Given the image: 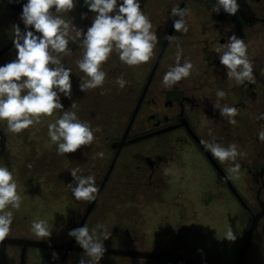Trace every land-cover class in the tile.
I'll return each instance as SVG.
<instances>
[{
    "label": "flooded vegetation",
    "instance_id": "af4514ba",
    "mask_svg": "<svg viewBox=\"0 0 264 264\" xmlns=\"http://www.w3.org/2000/svg\"><path fill=\"white\" fill-rule=\"evenodd\" d=\"M121 2L118 0V5ZM139 2L141 10L153 24L152 30L156 32L159 43L155 56L148 63L129 67L113 52L103 65V71L107 73L103 88L113 93L117 111L123 116L119 115L111 128L96 132L105 137V143L98 150L104 156L97 157L99 165L88 171L87 176L94 175L98 187L117 154L118 146L113 148L111 145L120 142L126 135L146 83L147 90L117 154L111 174L84 224L90 230L102 225L104 212L114 206L117 212L112 221L117 229L124 231L128 242L118 241L120 234L117 233L102 240L105 247L171 253L198 264H237L252 221L258 216L241 264H264V142L258 138V133L264 129V120L257 119L264 114V0H237L240 9L236 15L227 14L223 9L219 13L213 12L216 0ZM26 3L27 0H0V52L13 42L15 26H19L22 33L28 29L21 19ZM173 7L187 10L184 17L189 29L187 33L174 30L173 22L179 17L171 15ZM95 15L84 0H75L74 9L64 13L63 18L70 19L78 29L86 33ZM233 34L243 39L248 46V56L254 68V83L246 81L244 85H237L234 80H229L226 68L219 62L220 54L214 51L216 47L227 43ZM165 36L175 38L169 41ZM7 38L9 41L2 45ZM178 46L182 49L181 63L185 59L190 60L194 70L190 77L166 88L162 78L170 67L175 66ZM68 47L71 54L66 55L65 60L68 62L67 68L72 70L71 82L80 85L84 73L79 70L76 61L81 59L83 49L79 41L70 42ZM14 48L13 44L0 55V59ZM132 72H139L138 77ZM121 75L127 81L122 92L116 84V78ZM96 89L100 92L101 88ZM217 90H223L226 97L218 98ZM87 92L80 90L83 99ZM121 95L124 96L123 101L119 100ZM216 103L238 108L236 125L229 124L227 118L220 115L219 109L214 108ZM201 141L216 142L225 147L235 143L238 151L247 153L246 158L238 157L236 161L241 165L239 178L233 176L229 179L228 169L232 163L218 161ZM194 197L207 210L211 240L207 249L203 250L204 255L190 257L179 250H145L135 245L137 236H131L130 231H134L139 224L134 221L135 217L131 215L133 212L129 211L131 214L128 216H133L132 220L121 213L120 200L123 209L129 210L134 205L145 204L148 207L151 202L164 206V201L169 199L173 202L166 204V208H173L175 214L171 222L168 220L166 228L171 226L182 230L187 218H191L189 215L194 209ZM89 205L83 202L81 217L66 224H72L70 231L77 228ZM229 228L237 237L235 241L225 238ZM8 236L23 237L13 233ZM71 239L68 235L63 239L51 236L47 240L68 243ZM11 247L20 250L18 246ZM49 251L58 254L57 259L52 258V264L56 260L58 264L63 251ZM74 252L80 251H70L63 264ZM142 259L148 262L168 261Z\"/></svg>",
    "mask_w": 264,
    "mask_h": 264
},
{
    "label": "clouds",
    "instance_id": "9594fccd",
    "mask_svg": "<svg viewBox=\"0 0 264 264\" xmlns=\"http://www.w3.org/2000/svg\"><path fill=\"white\" fill-rule=\"evenodd\" d=\"M84 3L96 14L86 33L70 19L63 18L64 13L74 9L75 0H27L21 19L26 29L34 28L35 33L40 35L33 31L22 33L19 26H15L13 43L17 51L16 59L0 66V121L6 122L8 132L16 135L35 127L42 117H51L62 111L54 123L48 124V136L57 146L58 155L75 153L81 147L90 146L95 140L94 133L102 131L99 125L93 128L90 122L80 120L76 111L64 110L60 102V94L69 99L72 94V70L62 64V57L71 54L69 43L79 41L83 49L82 58L76 61L79 70L84 73L79 85L82 92L103 88L107 76L103 65L113 52L118 54L123 64L140 66L153 59L159 43L156 32L152 30L153 24L141 10L139 0H122L119 5L118 0H84ZM221 9L236 15L240 5L237 0H216L213 12L219 13ZM171 15L179 17L173 22L174 30L187 33L189 29L184 19L187 10L173 7ZM174 38L165 36L169 41ZM214 51L220 54L219 62L226 68L229 80H234L237 85H244L246 81L254 83L253 63L243 39L233 34L227 43ZM181 57L182 49L178 46L175 66L170 67L162 78L164 87H173L191 76L193 63L188 59L181 63ZM116 84L123 89L127 81L121 75L116 78ZM216 95L220 99L226 97L223 90H217ZM70 108L77 109L76 102ZM214 108L219 109L220 115L227 118L229 124H237V107L216 103ZM257 119L264 120V114ZM258 138L264 142V129L258 133ZM201 143L221 163H232L228 169L229 179L233 176L239 178L241 165L236 161L238 157L246 158L247 153L238 151L235 143L227 147L216 142ZM96 156L103 158L104 153L98 152ZM28 166L31 167L30 164ZM80 172L79 167L71 169L74 182L67 187L77 201L92 203L100 191L95 176H83ZM21 204L22 196L18 193V182L13 172L7 166H0V241L11 231L14 216L10 209L18 211ZM98 228H103V225L90 230L84 224L69 231L68 235L84 250L78 264H99L102 260L106 249L100 236L107 240L110 234L103 232L98 235ZM31 230L39 240H47L52 234L43 219L34 220ZM225 238L235 241L237 237L229 228ZM53 258L57 259L58 254L53 252Z\"/></svg>",
    "mask_w": 264,
    "mask_h": 264
},
{
    "label": "rangeland",
    "instance_id": "374dc122",
    "mask_svg": "<svg viewBox=\"0 0 264 264\" xmlns=\"http://www.w3.org/2000/svg\"><path fill=\"white\" fill-rule=\"evenodd\" d=\"M35 34L40 35L39 33ZM8 41L9 38L2 45ZM16 56L17 51L14 48L8 55L0 59V66L14 61ZM65 57H62V64L67 68L68 62ZM132 74L138 77L139 72H132ZM99 91L97 89L89 90L83 99L79 85L72 83L71 98L60 94V102L63 104L64 110L76 111L79 119L90 122L93 128L98 125L101 129L111 128L120 115L117 111L115 96L105 88H101ZM120 91L122 92L121 88ZM102 92L104 94H101ZM119 100L123 101L124 96ZM73 102H76L77 109L70 108ZM60 115H62V111L54 113L51 117H42L41 122L35 127H30L16 135L8 132L6 122L0 121V166H7L13 172L18 182V193L22 196L21 208L18 211L10 209L13 211L14 218L9 235L13 233L22 235L21 238L38 239L31 230V224L34 220L43 219L48 223L52 232L51 236L63 239L68 236L72 225L67 226L66 224L81 217L83 201H77L71 189L67 187L68 184L74 182L70 171L79 167L81 169L79 174L87 176L88 171L94 170L99 165L96 153L100 150L99 146L105 143V137L102 134L94 133L95 140L90 146L81 147L75 153L58 155L57 146L51 142L48 136V124L54 123ZM29 164L31 167L28 166ZM171 202L173 201L167 199L164 201V206L151 202L148 207L142 204L124 210L120 200L121 213L128 217L131 214L129 211L133 212L131 215H134V221L139 224L134 231H130L131 236H137L135 245L142 246L145 250L149 248H159L164 251L179 250L190 257H201L205 253L203 250L207 249L211 240L206 208L202 206L198 198L194 197V209L189 215L193 220L187 218L186 226L182 230H177L171 226L166 228L169 225L168 220L171 222L172 216L175 214L173 208L172 210L166 208V204ZM116 212L117 209L114 206H110L104 212L101 218L103 228H99L97 233L99 235L107 232L110 237L119 233L120 237H116L117 240L128 242V238L125 239L124 231L117 229L116 224L112 221ZM132 217H128L129 220H132ZM180 233L182 235L179 236ZM100 239L103 240L102 235ZM27 252L26 264L53 263V252L49 249L30 247ZM19 253V248H10L8 245L0 244V264H19ZM83 254L80 252L71 253L64 264H78ZM55 264H57V260ZM99 264L176 263L162 260L148 262L142 258H119L117 255L106 253Z\"/></svg>",
    "mask_w": 264,
    "mask_h": 264
},
{
    "label": "water",
    "instance_id": "95a60500",
    "mask_svg": "<svg viewBox=\"0 0 264 264\" xmlns=\"http://www.w3.org/2000/svg\"><path fill=\"white\" fill-rule=\"evenodd\" d=\"M33 28L29 27L27 30L25 31H31ZM24 31V32H25ZM14 43H10L5 49H3L1 52H0V55L3 54L6 50H8ZM147 90V83H146V86L144 88V91L141 95V98H140V101L139 103L137 104V107L135 109V112L128 124V127H127V132L129 130V128L131 127V124L133 122V118L136 114V111L138 109V106L140 105V102L142 100V97L144 96L145 92ZM127 132L125 133L127 135ZM126 135L123 136V138L121 139L120 142L118 143H113L111 146L114 148L116 146H118V150H117V154L121 148V146L124 144L125 142V139H126ZM117 154L115 156V158L113 159L110 167H109V170H108V173L105 175L103 181L101 182L100 186H99V193L97 194V197H96V200L99 196V194L101 193L107 179H108V176L111 174V170L115 164V161H116V157H117ZM95 200V201H96ZM94 202L90 203L89 207H88V211L85 212V214L83 215L79 225L77 226V228L79 227H82L84 225V223L86 222L87 218H88V215L89 213L91 212V209L94 205ZM258 216H256L254 218V220L252 221V224L250 226V229H249V232H248V235H247V239L243 245V248L241 250V254L239 256V259H238V262L237 264H241L242 262V259L245 255V252H246V249H247V246H248V242H249V238H250V235L256 225V220H257ZM75 239L72 237L71 241L68 242V243H62V242H55V241H49V240H39V239H30V238H21V237H10V236H7L3 241H0V244H5V245H14V246H18L20 247V264H26V255H27V250L28 248L30 247H34V248H44V249H56V250H61L63 251V254L60 258V261L58 262V264H63L67 254L70 252V251H73V250H76V251H80V252H84V250L78 245L75 243ZM106 249V252L105 254H110V255H117V256H125V257H138V258H156V259H163V260H168V261H171V262H174V263H177V264H198V263H195L193 261H190L188 259H185L184 257H180V256H177V255H174V254H171V253H157V252H149V251H141V250H131V249H124V248H108V247H105Z\"/></svg>",
    "mask_w": 264,
    "mask_h": 264
},
{
    "label": "trees",
    "instance_id": "16d2710c",
    "mask_svg": "<svg viewBox=\"0 0 264 264\" xmlns=\"http://www.w3.org/2000/svg\"><path fill=\"white\" fill-rule=\"evenodd\" d=\"M28 249H30V248H28Z\"/></svg>",
    "mask_w": 264,
    "mask_h": 264
}]
</instances>
